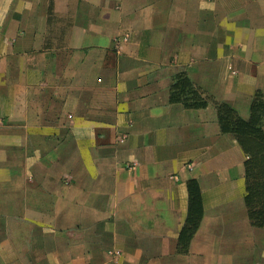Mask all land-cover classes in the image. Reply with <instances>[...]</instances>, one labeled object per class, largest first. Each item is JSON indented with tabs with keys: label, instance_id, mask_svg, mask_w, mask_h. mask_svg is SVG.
Masks as SVG:
<instances>
[{
	"label": "crops",
	"instance_id": "0c3cea01",
	"mask_svg": "<svg viewBox=\"0 0 264 264\" xmlns=\"http://www.w3.org/2000/svg\"><path fill=\"white\" fill-rule=\"evenodd\" d=\"M181 69L247 119L264 0H0V264L264 261L246 155L211 105L168 101Z\"/></svg>",
	"mask_w": 264,
	"mask_h": 264
},
{
	"label": "trees",
	"instance_id": "16d2710c",
	"mask_svg": "<svg viewBox=\"0 0 264 264\" xmlns=\"http://www.w3.org/2000/svg\"><path fill=\"white\" fill-rule=\"evenodd\" d=\"M168 101L181 104L185 109L199 110L212 106L220 132L234 137L243 153L245 196L248 222L251 226H264V95L256 91L249 100V116L243 119L228 103L218 100L196 86L185 69L170 76ZM188 204L185 221L178 233L175 250L186 254L193 235L202 219V200L198 183H186Z\"/></svg>",
	"mask_w": 264,
	"mask_h": 264
},
{
	"label": "rangeland",
	"instance_id": "374dc122",
	"mask_svg": "<svg viewBox=\"0 0 264 264\" xmlns=\"http://www.w3.org/2000/svg\"><path fill=\"white\" fill-rule=\"evenodd\" d=\"M252 253L255 254L254 257L249 260H247V258H240L239 264H244L246 261L250 262L251 264H264V261L257 256V251H253Z\"/></svg>",
	"mask_w": 264,
	"mask_h": 264
}]
</instances>
